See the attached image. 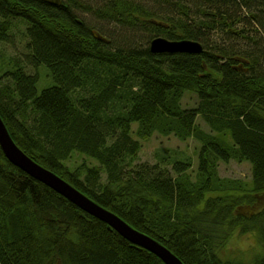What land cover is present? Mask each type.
Here are the masks:
<instances>
[{"label": "trees", "instance_id": "obj_1", "mask_svg": "<svg viewBox=\"0 0 264 264\" xmlns=\"http://www.w3.org/2000/svg\"><path fill=\"white\" fill-rule=\"evenodd\" d=\"M145 1L0 0V44L20 32L28 51V63L0 59V115L28 156L184 264H264V252L251 263L220 255L235 230L257 232L264 249V52L217 56L205 42V30L249 9L262 49L264 0H152L157 11ZM156 37L198 40L204 51L153 53ZM42 67L50 83L39 90ZM187 90L198 96L191 108L181 103ZM132 123L141 137H194L196 179L178 151L137 162ZM231 158L250 163L251 190L218 177L217 162ZM0 208V264H165L14 165L1 146Z\"/></svg>", "mask_w": 264, "mask_h": 264}, {"label": "rangeland", "instance_id": "obj_2", "mask_svg": "<svg viewBox=\"0 0 264 264\" xmlns=\"http://www.w3.org/2000/svg\"><path fill=\"white\" fill-rule=\"evenodd\" d=\"M152 0H146L142 5H149V9L152 11H157L160 9L156 7ZM173 9L172 5L168 4L167 12ZM163 10V9H162ZM176 12V11H173ZM235 12V11H234ZM241 12L235 13L229 12L231 14L228 21H225V27L222 30H205V42L208 51L213 52L216 50V55L221 54L225 49L232 48L236 55L243 54L245 50L254 48L256 51L264 52V47L259 49V36L254 32L252 18L254 13L249 9L246 12L242 10ZM249 12V13H248ZM250 14V15H249ZM88 19H92L96 24L99 25L97 28L101 31H106L105 33L111 36H118L117 27L112 26L108 21L95 20L93 14H87ZM142 17V16H141ZM252 17V18H251ZM252 20V21H251ZM101 27V28H100ZM107 34V35H108ZM143 37V45L148 43V34L140 33ZM250 35V36H247ZM251 37V38H250ZM251 40H250V39ZM201 42V41H200ZM202 43V42H201ZM204 45V43H202ZM204 47V46H203ZM251 47V48H250ZM28 51L26 48V39L21 36L20 32H16L10 41L0 44V59L4 58L6 62H11V58H21L25 62L28 59ZM214 54V53H211ZM215 55V54H214ZM245 55V54H243ZM220 56V55H217ZM28 63V61L26 62ZM42 79L38 84L39 90L44 88L50 83V79L47 76V71L44 67L41 68ZM30 74H37L35 69L30 70ZM40 80V79H39ZM197 94L193 91H185L182 96V106L191 108L198 104ZM197 123L199 127L208 130L207 125L200 119L197 118ZM137 128V123H132V134L134 138H137L140 143V150L138 152L137 162L153 164L155 162V154L158 152L165 153L171 156L173 159V151H178L179 155L190 157L193 163V179L197 171L199 164L198 151L200 144L194 138L190 137L186 140H181L174 135H162L159 132H154L150 136H137L135 135V130ZM219 136L225 139L228 143L232 144V139L227 138L226 133H218ZM81 156H76L75 161H81ZM217 175L219 178L226 180H235L243 182V188L246 190L252 189V169L248 161H240L239 159L231 158L226 161L219 160L217 162ZM210 193H206V196ZM4 211L0 208V234L4 233ZM170 250V249H169ZM264 252L262 244L258 238L257 232H247L241 233L239 230L232 232L231 236L228 238L227 243L220 249V255L223 259H236L251 263L257 256Z\"/></svg>", "mask_w": 264, "mask_h": 264}, {"label": "water", "instance_id": "obj_3", "mask_svg": "<svg viewBox=\"0 0 264 264\" xmlns=\"http://www.w3.org/2000/svg\"><path fill=\"white\" fill-rule=\"evenodd\" d=\"M150 50L153 53L200 54L204 51V47L200 41L194 39L170 40L165 37H156L150 42ZM0 146L14 165L105 222L110 229L115 230L131 243L151 251L165 264H184L178 256L157 240L139 231L120 216L96 203L69 182L28 156L12 138L1 115Z\"/></svg>", "mask_w": 264, "mask_h": 264}]
</instances>
